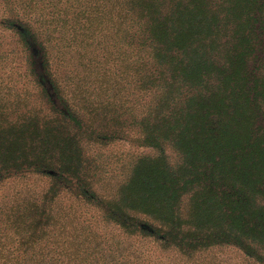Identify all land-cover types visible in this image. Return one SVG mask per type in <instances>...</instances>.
I'll return each instance as SVG.
<instances>
[{
	"label": "trees",
	"instance_id": "obj_1",
	"mask_svg": "<svg viewBox=\"0 0 264 264\" xmlns=\"http://www.w3.org/2000/svg\"><path fill=\"white\" fill-rule=\"evenodd\" d=\"M0 11V264H264V0Z\"/></svg>",
	"mask_w": 264,
	"mask_h": 264
},
{
	"label": "rangeland",
	"instance_id": "obj_2",
	"mask_svg": "<svg viewBox=\"0 0 264 264\" xmlns=\"http://www.w3.org/2000/svg\"><path fill=\"white\" fill-rule=\"evenodd\" d=\"M2 14V12L0 11V15Z\"/></svg>",
	"mask_w": 264,
	"mask_h": 264
}]
</instances>
